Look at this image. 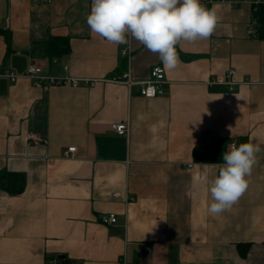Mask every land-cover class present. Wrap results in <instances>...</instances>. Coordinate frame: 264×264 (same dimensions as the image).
Wrapping results in <instances>:
<instances>
[{
	"label": "crops",
	"instance_id": "1",
	"mask_svg": "<svg viewBox=\"0 0 264 264\" xmlns=\"http://www.w3.org/2000/svg\"><path fill=\"white\" fill-rule=\"evenodd\" d=\"M200 2L217 6L221 20L210 38L181 41L180 63L168 70L130 36L124 56L125 44L94 34L92 0H0V68L18 75H0V180H23L17 192L0 186V264H45L50 255L77 264L122 256L264 264V35L247 33L252 4ZM30 63L94 82L39 88L24 75ZM154 65L166 82L144 97L139 88ZM229 69L233 89L208 83ZM125 120L128 134H117L112 124ZM27 132L45 141L28 142ZM250 141L262 151L246 192L230 211L210 214L212 164L223 163L213 152ZM69 146L74 152L63 156ZM105 213L116 222H100Z\"/></svg>",
	"mask_w": 264,
	"mask_h": 264
},
{
	"label": "clouds",
	"instance_id": "2",
	"mask_svg": "<svg viewBox=\"0 0 264 264\" xmlns=\"http://www.w3.org/2000/svg\"><path fill=\"white\" fill-rule=\"evenodd\" d=\"M220 20L217 6L206 8L200 0H92L86 17L94 34L117 45L127 44L130 36L157 54L168 70L180 63L177 45L181 41L210 38ZM261 151L259 142L232 144L223 154V163L212 164L218 174L209 182L210 214L219 216L238 202Z\"/></svg>",
	"mask_w": 264,
	"mask_h": 264
},
{
	"label": "built area",
	"instance_id": "3",
	"mask_svg": "<svg viewBox=\"0 0 264 264\" xmlns=\"http://www.w3.org/2000/svg\"><path fill=\"white\" fill-rule=\"evenodd\" d=\"M43 2H48L50 0H39ZM204 3H211L215 1L219 2H225L228 3L230 6L236 7L239 4L243 2H247L253 5V9L255 11L256 6L259 4V0H202ZM258 28L259 23L255 15H253L252 20L250 22V25L247 29V33L250 36L256 37L258 34ZM129 43V40H128ZM125 44V46L121 50L122 55H127L129 53V45ZM55 61V59H52ZM67 66L65 65L64 68ZM235 74V70L229 69L226 73L215 76L214 78L210 79L208 81L209 84H226L228 85L229 89H233L236 84H238L236 81L233 80V76ZM0 75L8 77L11 81H14L17 78V74L10 71L7 68H0ZM24 75L31 79L32 84L39 88H47L51 85H63V86H71L76 87L80 85L81 83L85 84H93L94 80H89L86 78H79V77H72V76H51L46 75L42 73L41 66L35 63H30L24 72ZM124 82L129 86L135 82H132L129 79L128 73L123 74ZM112 80H117L116 78H112ZM166 82L164 78V68L161 65H154L152 66L150 70V78L144 82L141 83V86L139 88V93L144 97H154L156 95H159L162 93L161 86L162 84ZM112 128L117 134L120 135H127L129 130V124L128 121H120L112 124ZM26 140L28 142H34V143H42L44 142V138H42L39 135H36L32 132H27ZM232 145L229 144L227 147V151L229 150V146ZM75 147L69 146L63 151V156H69L70 153L74 152ZM192 167V163L188 164L187 170H189ZM113 196H117L118 194L116 192L112 193ZM100 222L104 224H112L116 222V215L115 213H105L101 214L99 216ZM140 247L143 248L145 243L141 242ZM45 264H77L73 261H70L64 257L56 256V255H50L46 258ZM117 264H136L135 262H128L124 256L120 257L117 261Z\"/></svg>",
	"mask_w": 264,
	"mask_h": 264
},
{
	"label": "trees",
	"instance_id": "4",
	"mask_svg": "<svg viewBox=\"0 0 264 264\" xmlns=\"http://www.w3.org/2000/svg\"><path fill=\"white\" fill-rule=\"evenodd\" d=\"M254 15L256 16L258 23H259L258 34L256 36V37H259V36L264 35V5L258 4L256 6L255 11H254ZM224 153H225V151L223 148H218V150L216 152H213V155L216 159L223 161V154ZM207 154L208 155L211 154L210 151H208ZM0 186L4 187L8 191L17 192L23 186L22 176L20 174H16V173L8 174V175H6V179L4 181L0 180ZM243 246L246 247L247 245L244 244ZM240 253L242 255H244L245 254V248H242V249L240 248Z\"/></svg>",
	"mask_w": 264,
	"mask_h": 264
}]
</instances>
